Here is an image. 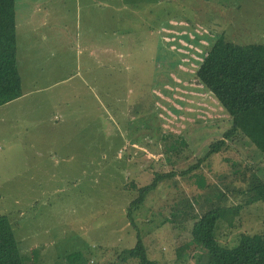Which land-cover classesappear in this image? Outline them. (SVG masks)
I'll list each match as a JSON object with an SVG mask.
<instances>
[{
	"label": "rangeland",
	"instance_id": "374dc122",
	"mask_svg": "<svg viewBox=\"0 0 264 264\" xmlns=\"http://www.w3.org/2000/svg\"><path fill=\"white\" fill-rule=\"evenodd\" d=\"M95 1L16 0L19 25L33 20L18 27L17 67L24 88L36 90L0 106V215H10L29 264H137L129 257L136 231L124 215L137 197L131 183L185 170L230 126L212 94L193 81L198 62L220 34L264 44V0ZM87 17L99 44H69L91 24ZM118 83L124 87L113 88ZM136 98L143 121L128 112ZM229 141L225 155L162 181L142 206H132L156 264L196 263L176 249L190 240L195 219L221 203L241 206L233 226H219L221 243L264 235V201L245 204L246 182L264 178V154L241 136ZM71 253L82 258L75 262Z\"/></svg>",
	"mask_w": 264,
	"mask_h": 264
},
{
	"label": "trees",
	"instance_id": "16d2710c",
	"mask_svg": "<svg viewBox=\"0 0 264 264\" xmlns=\"http://www.w3.org/2000/svg\"><path fill=\"white\" fill-rule=\"evenodd\" d=\"M116 19H121L119 13ZM128 30L135 29L129 27ZM141 45L144 46V43ZM130 55L129 53L128 57ZM119 71L123 72V69ZM193 76V81L207 89L221 106L229 118L230 126L208 145L204 156L197 158L185 170L156 172L151 182L143 186L131 183V190L137 191V197L129 203L124 215L136 231L135 244L129 251V257L135 259L137 264L156 262L148 257L147 248L137 232L132 217V206H142L146 197L154 192L162 181L175 176H185L200 168L201 163L212 154L225 155V152L231 150L229 140L236 136L245 138L260 154H264V44L241 45L227 40L220 34L201 57ZM130 85L132 86L131 82ZM122 87L124 86L120 83L113 86ZM22 94V79L16 62L15 0H0V106L19 98ZM132 103L128 112L135 113L136 117L143 121V105L142 113L138 117V98L133 99ZM246 184L245 191L248 192L249 198L245 204L264 201V178H256ZM240 207L224 206L221 203L204 211L191 225L190 240L176 249V255L181 257L187 251L188 259L196 260L193 264H264L263 234L240 233L236 244L230 247L220 241L219 226L223 223L227 227L233 226ZM8 216L10 215H0V264H29L20 249L19 240ZM70 258L76 262L82 256L71 253Z\"/></svg>",
	"mask_w": 264,
	"mask_h": 264
},
{
	"label": "crops",
	"instance_id": "0c3cea01",
	"mask_svg": "<svg viewBox=\"0 0 264 264\" xmlns=\"http://www.w3.org/2000/svg\"><path fill=\"white\" fill-rule=\"evenodd\" d=\"M79 1L81 2L82 0H79ZM83 1H85V0H83ZM110 1H113L114 3H116V0H110ZM76 2H78V0H76ZM79 5H80V11H81V9H83V7H81V3ZM93 5H99V6H101V3H99V1L96 0ZM92 9H94V6L92 7ZM116 10H117V8H116ZM16 11H17V8H16V0H15V33H16V58H17V49H18L17 33H18V27L20 26V29L19 30H20V32H22L23 31V28L21 26H27V27L29 26L30 27L31 24H33V20L27 19V18L26 19H22L20 21V25H19V23H18V21L16 19ZM92 16H95L94 11H92ZM87 19H88L87 22H91V24L90 25H85V26L79 27L80 28V31L77 29V32L75 33L76 38L69 40V44L71 42H73V41H74L75 44L78 43V42L79 43L80 42L86 43L87 41H89V43H91L94 40H97V42H98L99 35H98V33H95V31H94L95 30V24L93 22V18L87 17ZM116 22H118L117 19H116ZM24 29H25V27H24ZM60 35H62L61 32H59V37H60ZM43 37H44V39L45 38L47 39L46 34L43 35ZM55 37H56L55 34H51V35L48 36V38H55ZM98 44H99V42H98ZM81 56L82 55H80V54H77V53L75 54V59H76L77 64H79L81 62V59H82ZM93 58H94L93 59V63H98L99 64L101 62V61L98 62V60L95 59V56L94 55H93ZM82 63L85 64V62L83 61V59H82ZM89 68L90 67H86L85 70H89ZM34 90H36V89H31L29 87L28 88H24V86L22 85L23 94L19 98L15 99V100H19V99L25 98V97H27L29 95H32L33 92H34ZM15 100H12V101H15ZM12 101H10V102H12ZM98 104L100 105V102ZM55 116H59V115H57V114H54L53 115V118L51 120L52 125H56L57 121L61 120V119H55L54 118ZM40 137L43 138V136H40ZM62 137L63 136H55V138L57 139V142L58 141L60 142ZM78 137L79 136H75V135L72 136V142H74L75 140H77ZM98 158H99V155H98ZM82 160H83V158H82ZM74 165H76V164H74ZM81 167L82 168L84 167V163L82 161H81ZM80 173H83V171H81Z\"/></svg>",
	"mask_w": 264,
	"mask_h": 264
}]
</instances>
